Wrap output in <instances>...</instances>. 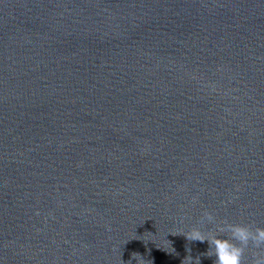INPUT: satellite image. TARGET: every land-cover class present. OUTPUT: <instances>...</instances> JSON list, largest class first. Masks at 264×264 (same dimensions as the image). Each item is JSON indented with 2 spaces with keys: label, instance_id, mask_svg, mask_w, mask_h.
<instances>
[{
  "label": "water",
  "instance_id": "95a60500",
  "mask_svg": "<svg viewBox=\"0 0 264 264\" xmlns=\"http://www.w3.org/2000/svg\"><path fill=\"white\" fill-rule=\"evenodd\" d=\"M227 223L264 227V0H0V264H213L183 233Z\"/></svg>",
  "mask_w": 264,
  "mask_h": 264
},
{
  "label": "clouds",
  "instance_id": "9594fccd",
  "mask_svg": "<svg viewBox=\"0 0 264 264\" xmlns=\"http://www.w3.org/2000/svg\"><path fill=\"white\" fill-rule=\"evenodd\" d=\"M203 219L213 222L215 218L211 213H205ZM220 233H227V235L222 236ZM183 235L189 241H206L209 246L208 250L201 255L214 257L213 264H243L244 252L249 244L257 248L264 246V227L253 229L251 226L244 224L227 223L223 227H219L216 232H205L201 227H192ZM188 251L189 255L183 259L182 264H185V262L186 264H201L200 255L193 257L191 250ZM167 252L174 253L175 249L172 247V251ZM140 257L143 256L140 255ZM136 264H142V259L136 261ZM255 264H262V261L257 260Z\"/></svg>",
  "mask_w": 264,
  "mask_h": 264
}]
</instances>
